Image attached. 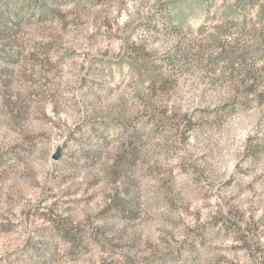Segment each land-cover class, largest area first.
Wrapping results in <instances>:
<instances>
[{
  "label": "rangeland",
  "instance_id": "374dc122",
  "mask_svg": "<svg viewBox=\"0 0 264 264\" xmlns=\"http://www.w3.org/2000/svg\"><path fill=\"white\" fill-rule=\"evenodd\" d=\"M0 264H264V0H0Z\"/></svg>",
  "mask_w": 264,
  "mask_h": 264
},
{
  "label": "water",
  "instance_id": "95a60500",
  "mask_svg": "<svg viewBox=\"0 0 264 264\" xmlns=\"http://www.w3.org/2000/svg\"><path fill=\"white\" fill-rule=\"evenodd\" d=\"M60 154H61V149L60 148H58L57 150H56V152H55V154L53 155V160H58L59 158H60Z\"/></svg>",
  "mask_w": 264,
  "mask_h": 264
}]
</instances>
